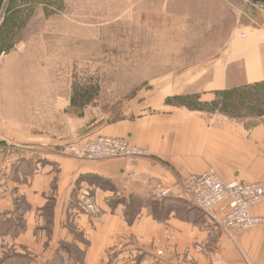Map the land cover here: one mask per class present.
<instances>
[{
	"label": "crops",
	"instance_id": "0c3cea01",
	"mask_svg": "<svg viewBox=\"0 0 264 264\" xmlns=\"http://www.w3.org/2000/svg\"><path fill=\"white\" fill-rule=\"evenodd\" d=\"M241 32L206 78L187 85L211 95L263 81L264 30ZM18 132L0 126V165L11 167L0 192V264H264V228L227 232L185 208L176 188L164 199L153 189L213 166L226 180L264 181V121L250 128L176 107L99 128L146 149L135 161L77 159L55 133ZM252 212L264 214V204Z\"/></svg>",
	"mask_w": 264,
	"mask_h": 264
},
{
	"label": "rangeland",
	"instance_id": "374dc122",
	"mask_svg": "<svg viewBox=\"0 0 264 264\" xmlns=\"http://www.w3.org/2000/svg\"><path fill=\"white\" fill-rule=\"evenodd\" d=\"M247 27L264 30V4L251 0H5L0 15V126L19 129L16 134L26 138L55 133L65 140L60 149L70 156L69 143L111 136L95 133L148 110L185 108L254 127L264 121V86L254 91L247 86L264 80L233 87L232 97L221 91L198 92L200 82L187 85L200 75L206 78L235 34L242 35ZM10 174L11 167L5 192ZM158 184H153L156 196L169 197L157 195ZM175 184L172 188L177 189ZM181 197L186 199L183 206L195 209L200 218L216 222L227 232L242 233L224 225L222 205L211 215ZM152 201L137 199L135 203ZM261 204L264 201L252 209Z\"/></svg>",
	"mask_w": 264,
	"mask_h": 264
},
{
	"label": "built area",
	"instance_id": "2783aa9c",
	"mask_svg": "<svg viewBox=\"0 0 264 264\" xmlns=\"http://www.w3.org/2000/svg\"><path fill=\"white\" fill-rule=\"evenodd\" d=\"M67 151L82 160H99L113 157L136 159L146 154V149L133 145L128 140L117 136H99L72 142ZM6 164L0 166V191L8 189V172ZM175 187L178 194L190 199L206 213H212L222 205L226 210L223 223L227 228L237 232L255 227H264V214L255 215L252 207L264 201V181L248 183L241 180L223 179L214 169L203 173H191L180 177ZM173 193L172 186L158 184L157 195L167 197Z\"/></svg>",
	"mask_w": 264,
	"mask_h": 264
},
{
	"label": "trees",
	"instance_id": "16d2710c",
	"mask_svg": "<svg viewBox=\"0 0 264 264\" xmlns=\"http://www.w3.org/2000/svg\"><path fill=\"white\" fill-rule=\"evenodd\" d=\"M259 86H264V82H261V83H257V84H254V85H251V86H247L248 87V89H253L252 91H254V89H256L257 87H259ZM239 88V87H238ZM234 90H236V88H232V89H228V90H225V91H221V93L220 94H223L224 96H226V95H230L229 97H232L231 95H232V92L234 91ZM226 98V97H225ZM226 99H229L230 100V98H226Z\"/></svg>",
	"mask_w": 264,
	"mask_h": 264
},
{
	"label": "water",
	"instance_id": "95a60500",
	"mask_svg": "<svg viewBox=\"0 0 264 264\" xmlns=\"http://www.w3.org/2000/svg\"><path fill=\"white\" fill-rule=\"evenodd\" d=\"M4 1L5 0H0V15H1V11H2V8H3V5H4ZM253 3H262L264 4V0H251Z\"/></svg>",
	"mask_w": 264,
	"mask_h": 264
}]
</instances>
